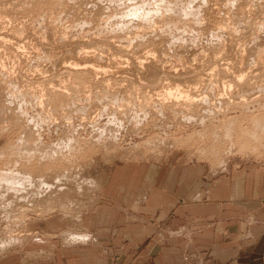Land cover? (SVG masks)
I'll return each instance as SVG.
<instances>
[{
    "label": "rangeland",
    "instance_id": "obj_1",
    "mask_svg": "<svg viewBox=\"0 0 264 264\" xmlns=\"http://www.w3.org/2000/svg\"><path fill=\"white\" fill-rule=\"evenodd\" d=\"M232 160L264 165V0H0V264L86 242L113 166Z\"/></svg>",
    "mask_w": 264,
    "mask_h": 264
},
{
    "label": "crops",
    "instance_id": "obj_2",
    "mask_svg": "<svg viewBox=\"0 0 264 264\" xmlns=\"http://www.w3.org/2000/svg\"><path fill=\"white\" fill-rule=\"evenodd\" d=\"M106 176L86 242L1 264H264V165L129 162Z\"/></svg>",
    "mask_w": 264,
    "mask_h": 264
},
{
    "label": "bare ground",
    "instance_id": "obj_3",
    "mask_svg": "<svg viewBox=\"0 0 264 264\" xmlns=\"http://www.w3.org/2000/svg\"><path fill=\"white\" fill-rule=\"evenodd\" d=\"M229 86V88L231 87L230 85H228ZM224 88V87H223ZM165 93V95L168 97V98H172V97H174L175 99H178L177 101L179 102V99H181V100H183L184 102H183V105L184 106H187V107H190V106H192L193 104H195V103H199V102H201V100H203V99H198L197 97H195V96H191L190 94H188V92H186V91H180V90H175L174 92L173 91H171V89L169 90V91H167V92H163V94ZM242 100V99H241ZM175 101V100H174ZM211 101V100H210ZM244 103H245V101H244ZM204 105H209V101L207 100V101H205L204 103H203ZM190 109V108H189ZM256 128V127H255ZM245 134H246V132H245ZM244 135V134H243ZM247 135V134H246ZM245 137V136H244ZM258 137V136H257ZM87 239V236L85 235L84 236V234L83 235H77V234H68V237H67V241L66 242H68L69 241V243L70 244H74V243H76V242H78V243H80L79 241H83V240H86ZM68 243V244H69Z\"/></svg>",
    "mask_w": 264,
    "mask_h": 264
}]
</instances>
